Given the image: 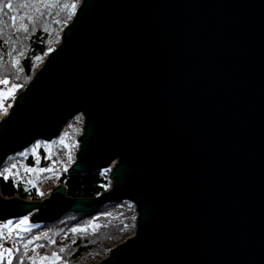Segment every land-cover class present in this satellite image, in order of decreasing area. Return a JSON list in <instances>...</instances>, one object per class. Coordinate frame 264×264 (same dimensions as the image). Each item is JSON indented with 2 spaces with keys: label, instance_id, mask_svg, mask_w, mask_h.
Here are the masks:
<instances>
[{
  "label": "water",
  "instance_id": "obj_1",
  "mask_svg": "<svg viewBox=\"0 0 264 264\" xmlns=\"http://www.w3.org/2000/svg\"><path fill=\"white\" fill-rule=\"evenodd\" d=\"M84 119L69 173L94 197H4L38 223L130 200L133 235L98 264H264V0H82L0 121V167Z\"/></svg>",
  "mask_w": 264,
  "mask_h": 264
},
{
  "label": "trees",
  "instance_id": "obj_2",
  "mask_svg": "<svg viewBox=\"0 0 264 264\" xmlns=\"http://www.w3.org/2000/svg\"><path fill=\"white\" fill-rule=\"evenodd\" d=\"M81 1L0 0V6L9 3L13 5L12 9L5 7L0 12V80L7 79L8 83L14 84L18 90L24 89L42 66L48 53L61 41L62 30L72 20ZM21 4H26L27 7L20 8ZM73 5L75 7H72ZM13 15L17 17L25 15L24 22L28 24V32L17 31L12 26ZM29 15L33 18L31 21L27 19ZM5 85L0 83V87ZM79 116L69 120L60 134L50 142L62 138L72 128L82 131L81 117ZM39 141L11 155L0 167V172L9 169L11 165H16V160L24 159L23 155L26 153L25 163L28 166L47 165L51 155L47 153V148L41 144L45 141ZM37 144L40 145L39 148H36ZM33 149L38 150L33 152ZM73 162L64 166L58 177V184L65 185L67 195L94 197L111 187L112 181L109 179L108 168L91 173H69L68 169ZM10 169L11 173L5 172L8 176L7 179L0 176V192L4 197L17 196L37 201L47 197L37 186L29 185L24 178L19 177L16 168ZM136 217L135 204L129 200L108 203L92 212H69L57 221L39 223L38 226L31 228L26 235L17 237L16 249L19 251H15L11 258L5 256L4 253L3 261L0 264H9V260H11V264H21V260H23V264H33V259L35 264H40L42 257L48 255L53 257V253L63 257L62 260L66 264H95L113 246L134 234ZM72 229L81 231L73 232ZM45 233L47 236L44 235ZM36 237H40V239H35ZM29 240L33 242L28 243ZM25 244H28L27 249L24 247ZM61 248L64 251L61 252ZM47 264L54 263L48 261Z\"/></svg>",
  "mask_w": 264,
  "mask_h": 264
},
{
  "label": "rangeland",
  "instance_id": "obj_3",
  "mask_svg": "<svg viewBox=\"0 0 264 264\" xmlns=\"http://www.w3.org/2000/svg\"><path fill=\"white\" fill-rule=\"evenodd\" d=\"M19 91L20 90H18L15 87V85L12 83H8L5 86L0 87V121L8 115L10 108L14 102V99L19 93ZM78 115H80L79 117H81V123L83 127V123H84L83 116L81 114H78ZM81 134H82V131L72 128L69 132L63 135L62 138L57 139L53 142L39 139L41 141L47 142V143L43 142L41 144L47 148L48 150L47 153L51 155V159L49 163L45 166H41L39 164H36L33 167L28 166L25 163V159H26L25 155H27L26 153L23 155L24 159L20 158L16 160L15 168L19 174V177L24 178L28 182L29 185L37 186L38 189L42 193H44V195H47L48 197L52 189L58 185V177L61 171L63 170L62 168L66 165H69L76 159V154L79 149V137ZM39 140L34 141L32 144L36 142L37 143L40 142ZM37 150L38 149H35V152ZM20 151H17L13 153L12 155ZM10 156L5 160V162L10 158ZM10 168H12V165L10 166ZM28 168H32L34 169V171L27 172L26 169ZM41 168H45V169L51 168L53 170L40 172L39 169ZM108 169L110 172L111 167ZM25 217L28 218V222L21 224L20 221L23 220ZM9 221H11V223H9ZM38 224H39L38 222H34L31 220L30 215H25L17 219H8L3 222L0 221V253H5V256H8V258H11L12 256H14V253L16 251V245H17L16 238L19 236L26 235L31 228L38 226ZM5 225H7V227H5ZM135 230H136V223H135ZM8 248L13 249V252L10 256L8 253L4 252V250ZM109 253L110 251L107 252L106 255H103L99 260H97L95 264H98L103 258L108 256ZM57 256L60 257V259H56L48 255L46 256L48 257V259H43V260L40 259V264H47L48 261H52L54 264H66L65 261L62 260L63 257L61 258V256L58 254ZM2 261L3 260H0V263Z\"/></svg>",
  "mask_w": 264,
  "mask_h": 264
},
{
  "label": "snow or ice",
  "instance_id": "obj_4",
  "mask_svg": "<svg viewBox=\"0 0 264 264\" xmlns=\"http://www.w3.org/2000/svg\"><path fill=\"white\" fill-rule=\"evenodd\" d=\"M5 7L8 8V9H12L13 5L11 3H9L7 5L0 6V12H2ZM19 7L20 8H24V7H27V5L26 4H21ZM65 7H67V5H65ZM72 7H75V5H73ZM25 18H26L25 15H20L19 17L13 15L12 18H11L12 26L14 28H16L17 31L28 32L29 28H28V24L24 22ZM27 19L29 21H31L33 18L29 15V16H27ZM17 24H18V27H16ZM21 55H23V53H21ZM37 59H39V57H37ZM16 63L18 64V61H16ZM21 71H22V69H21ZM0 83L7 84L8 80L7 79L0 80ZM39 147H40V145L37 144L36 148H39ZM33 151H35V149H33ZM21 155H23V154H21ZM15 167H16V165H12V168H15ZM52 170L53 169H51V168H47V169L41 168V169H39L40 172L52 171ZM26 171L27 172H32V171H34V169L28 168V169H26ZM5 172L11 173V169L10 168L9 169H5L4 172H0V176H4V178L7 179L8 176L5 174ZM27 222H28V218L27 217H25L23 220L20 221L21 224H24V223H27ZM9 223H11V221H9ZM5 227H7V225H5ZM72 231L73 232H77V231H81V230L80 229H72ZM84 231H86V229H84ZM44 235L47 236V233H45ZM35 239H40V237H36ZM32 242H33L32 240L28 241V243H32ZM53 243H54V241H53ZM24 247H25V249H27L28 244H25ZM38 247H39V245H38ZM16 251H19V249H16ZM60 251L62 252V251H64V249L61 248ZM4 252L8 253L9 256H10L12 254V252H13V249L8 248V249H5ZM25 255H26V253H25ZM52 256L54 258H56V259H60V257H58L56 253H53ZM3 258H4V253H0V260H3ZM41 259L42 260L43 259H48V257H42ZM9 264H11V260H9ZM21 264H23V260H21ZM33 264H35V260L34 259H33Z\"/></svg>",
  "mask_w": 264,
  "mask_h": 264
}]
</instances>
